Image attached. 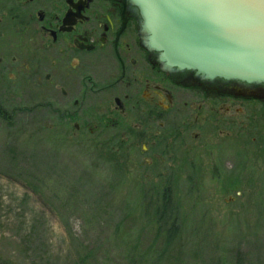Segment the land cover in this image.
<instances>
[{
    "label": "rangeland",
    "instance_id": "374dc122",
    "mask_svg": "<svg viewBox=\"0 0 264 264\" xmlns=\"http://www.w3.org/2000/svg\"><path fill=\"white\" fill-rule=\"evenodd\" d=\"M26 95L0 89V264H264V100L229 147L141 171Z\"/></svg>",
    "mask_w": 264,
    "mask_h": 264
},
{
    "label": "flooded vegetation",
    "instance_id": "af4514ba",
    "mask_svg": "<svg viewBox=\"0 0 264 264\" xmlns=\"http://www.w3.org/2000/svg\"><path fill=\"white\" fill-rule=\"evenodd\" d=\"M7 84L38 92L62 137L129 147L141 171L163 169L176 150L229 147V127L264 100L260 84L161 70L128 0H0V89Z\"/></svg>",
    "mask_w": 264,
    "mask_h": 264
},
{
    "label": "water",
    "instance_id": "95a60500",
    "mask_svg": "<svg viewBox=\"0 0 264 264\" xmlns=\"http://www.w3.org/2000/svg\"><path fill=\"white\" fill-rule=\"evenodd\" d=\"M163 71L264 86V0H128Z\"/></svg>",
    "mask_w": 264,
    "mask_h": 264
},
{
    "label": "trees",
    "instance_id": "16d2710c",
    "mask_svg": "<svg viewBox=\"0 0 264 264\" xmlns=\"http://www.w3.org/2000/svg\"><path fill=\"white\" fill-rule=\"evenodd\" d=\"M163 196H164L165 198L162 200L161 205H160L161 207H160V209H158L157 213H158V217H159V218L166 219V217L169 216V214L166 215V211H167L168 213H171V208H170L169 210H167V207H168V205L170 204V203H169L170 200H169V198H168V195L166 196V194H164ZM174 228H175V221L172 220V222H171V227H170V229H169V232H171V235H173L174 233H176L175 230H173ZM173 236H174V235H173Z\"/></svg>",
    "mask_w": 264,
    "mask_h": 264
}]
</instances>
